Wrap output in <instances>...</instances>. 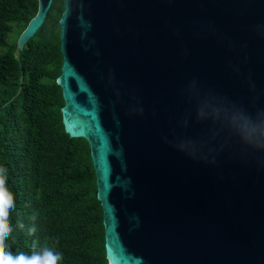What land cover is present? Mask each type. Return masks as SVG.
<instances>
[{
  "label": "water",
  "instance_id": "water-1",
  "mask_svg": "<svg viewBox=\"0 0 264 264\" xmlns=\"http://www.w3.org/2000/svg\"><path fill=\"white\" fill-rule=\"evenodd\" d=\"M60 27L109 264H264V0H64Z\"/></svg>",
  "mask_w": 264,
  "mask_h": 264
},
{
  "label": "trees",
  "instance_id": "trees-1",
  "mask_svg": "<svg viewBox=\"0 0 264 264\" xmlns=\"http://www.w3.org/2000/svg\"><path fill=\"white\" fill-rule=\"evenodd\" d=\"M38 10V0H0V168L7 170L4 193L15 204L8 251L30 254L39 240L62 254L60 264H109L90 146L71 138L62 119L64 0H54L44 26L18 48Z\"/></svg>",
  "mask_w": 264,
  "mask_h": 264
},
{
  "label": "clouds",
  "instance_id": "clouds-1",
  "mask_svg": "<svg viewBox=\"0 0 264 264\" xmlns=\"http://www.w3.org/2000/svg\"><path fill=\"white\" fill-rule=\"evenodd\" d=\"M200 114L198 109V115ZM212 122L216 123L215 116L211 117ZM245 128L250 133H255L256 129L248 128L247 123ZM6 169L0 168V193H4V181L6 179ZM6 204L2 205L0 211V264H60L62 254L56 251L55 247L47 243L41 244L39 240H34L30 249V254L23 251H18L13 255L8 251L6 241L12 235L14 229L10 223V213L15 207L14 200L10 194L4 193ZM16 228L23 230L25 225L18 219ZM36 232L35 227L27 230V235L32 236Z\"/></svg>",
  "mask_w": 264,
  "mask_h": 264
},
{
  "label": "snow or ice",
  "instance_id": "snow-or-ice-1",
  "mask_svg": "<svg viewBox=\"0 0 264 264\" xmlns=\"http://www.w3.org/2000/svg\"><path fill=\"white\" fill-rule=\"evenodd\" d=\"M6 203L7 201L4 199L3 193H0V211H2V205Z\"/></svg>",
  "mask_w": 264,
  "mask_h": 264
},
{
  "label": "rangeland",
  "instance_id": "rangeland-1",
  "mask_svg": "<svg viewBox=\"0 0 264 264\" xmlns=\"http://www.w3.org/2000/svg\"><path fill=\"white\" fill-rule=\"evenodd\" d=\"M16 40H17V35H14V36L10 39V44H11V45L15 44ZM18 40H19V39H18Z\"/></svg>",
  "mask_w": 264,
  "mask_h": 264
}]
</instances>
